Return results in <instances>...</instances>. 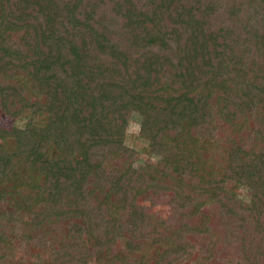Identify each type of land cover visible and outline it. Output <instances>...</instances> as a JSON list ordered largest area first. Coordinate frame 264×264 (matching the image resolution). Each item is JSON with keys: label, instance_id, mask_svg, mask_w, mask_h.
<instances>
[{"label": "trees", "instance_id": "trees-1", "mask_svg": "<svg viewBox=\"0 0 264 264\" xmlns=\"http://www.w3.org/2000/svg\"><path fill=\"white\" fill-rule=\"evenodd\" d=\"M3 115L0 264H264V0H0Z\"/></svg>", "mask_w": 264, "mask_h": 264}, {"label": "rangeland", "instance_id": "rangeland-1", "mask_svg": "<svg viewBox=\"0 0 264 264\" xmlns=\"http://www.w3.org/2000/svg\"><path fill=\"white\" fill-rule=\"evenodd\" d=\"M20 124V121H15L12 118L3 115L0 120V125L9 128L13 124ZM139 133V122L138 118L134 116L129 120L126 128V138L129 144H135L137 147L142 146L141 143H138V139L135 138L138 136ZM145 154H140L137 158V162L133 163L136 165L137 163L143 162L145 158ZM243 194L244 192L240 190ZM169 195H158L154 196L151 200H144L141 201L145 205L148 206V210L150 212V216L153 220L159 217H166L170 216L172 210L170 205L168 204ZM14 201L5 197L4 199H0V211L1 210H15ZM16 234H21L22 229L16 227ZM51 238V237H50ZM18 244L13 247L12 255L9 261L13 264H47V256H49L56 245V241L52 238L49 239L47 242H44L42 246H37L31 244L30 242L23 240L21 241L18 238ZM207 251L204 248L195 247L193 249L192 254L190 255L189 259H183L181 262L182 264H219L218 261L220 258L215 255V260L206 258ZM214 258V256H213ZM88 259L90 260L91 264H108L107 262V254L104 250H95L90 251L88 255Z\"/></svg>", "mask_w": 264, "mask_h": 264}]
</instances>
